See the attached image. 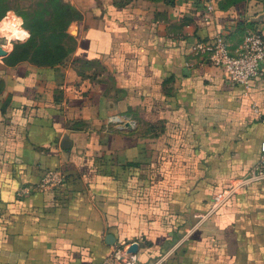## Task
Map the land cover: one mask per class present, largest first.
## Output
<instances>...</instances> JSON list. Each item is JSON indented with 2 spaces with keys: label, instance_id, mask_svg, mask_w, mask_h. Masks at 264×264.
I'll return each instance as SVG.
<instances>
[{
  "label": "crops",
  "instance_id": "1",
  "mask_svg": "<svg viewBox=\"0 0 264 264\" xmlns=\"http://www.w3.org/2000/svg\"><path fill=\"white\" fill-rule=\"evenodd\" d=\"M66 1L81 16L61 60L0 56V264H98L135 240L137 264H264V178L212 202L259 158L264 59L245 93L192 51L264 31V2L213 0L204 20L203 0ZM49 167L61 185L16 193Z\"/></svg>",
  "mask_w": 264,
  "mask_h": 264
},
{
  "label": "built area",
  "instance_id": "2",
  "mask_svg": "<svg viewBox=\"0 0 264 264\" xmlns=\"http://www.w3.org/2000/svg\"><path fill=\"white\" fill-rule=\"evenodd\" d=\"M203 18L208 20L214 8L213 0H203ZM2 44V43H1ZM3 45V44H2ZM194 53L203 54L212 64L220 66L227 78L235 83L242 84L244 92H248L251 80L261 73V63L264 59V31L258 26H249L238 47L232 51L224 31L216 30L210 39L196 40L192 45ZM252 109L259 113V107L252 102ZM264 121V117L262 118ZM106 123L119 127H133L134 120L124 113H111L106 117ZM259 158L249 173L225 189L212 195L213 204L224 201L236 187L254 179L264 178V139L260 141ZM65 180V173L60 167H49L43 171L33 185H20L16 193L27 194L33 188L48 190L58 187ZM136 242L137 241H131ZM130 242V243H131ZM127 243L115 245L98 264H137L136 252L128 250ZM127 246V247H125Z\"/></svg>",
  "mask_w": 264,
  "mask_h": 264
},
{
  "label": "rangeland",
  "instance_id": "3",
  "mask_svg": "<svg viewBox=\"0 0 264 264\" xmlns=\"http://www.w3.org/2000/svg\"><path fill=\"white\" fill-rule=\"evenodd\" d=\"M50 1L51 0H0V12L3 11L4 8H7L6 11H4V15L9 11V14H7L4 19L17 18L16 20H18L20 26L23 30L26 29L28 33L27 35L25 32L19 33V37L22 36L21 38L12 37L11 35H0V43L4 44L3 46L9 51L16 45V50L18 52L29 51V55L36 56V44L43 38L49 40L51 37L50 32L56 29L59 24L57 23V16L53 14L51 9ZM62 24L65 23L63 22ZM29 37L33 39V46L29 45L26 41ZM63 40H65L66 44H70V41L66 38L63 37ZM9 41H11V44H8ZM24 41L26 42L22 43Z\"/></svg>",
  "mask_w": 264,
  "mask_h": 264
},
{
  "label": "trees",
  "instance_id": "4",
  "mask_svg": "<svg viewBox=\"0 0 264 264\" xmlns=\"http://www.w3.org/2000/svg\"><path fill=\"white\" fill-rule=\"evenodd\" d=\"M261 1L264 2V0ZM243 2H245V0H221V6L226 7ZM50 6L53 14L57 16V23H59L57 25L58 27L50 32V39L47 40L43 38L36 44V56L29 55V51L18 52L15 45L13 49H11L8 54L3 57L6 62L13 63L18 60L29 59L38 64H52L61 60L67 54L73 42L72 35H70L67 31V26L72 20L79 18L81 16V12L73 4L66 0H51ZM6 9L7 8H4V10L0 12V18L4 15V11H6ZM63 22L65 24H62ZM63 37L69 40L70 44H66ZM32 40V37H29L26 41L29 45L33 46L34 43ZM26 41L22 43H25Z\"/></svg>",
  "mask_w": 264,
  "mask_h": 264
},
{
  "label": "bare ground",
  "instance_id": "5",
  "mask_svg": "<svg viewBox=\"0 0 264 264\" xmlns=\"http://www.w3.org/2000/svg\"><path fill=\"white\" fill-rule=\"evenodd\" d=\"M14 32L24 33V30L15 22V19L6 18L0 22V35L8 36Z\"/></svg>",
  "mask_w": 264,
  "mask_h": 264
},
{
  "label": "water",
  "instance_id": "6",
  "mask_svg": "<svg viewBox=\"0 0 264 264\" xmlns=\"http://www.w3.org/2000/svg\"><path fill=\"white\" fill-rule=\"evenodd\" d=\"M9 52L1 43H0V56H4ZM138 248V244L136 242H131L128 246V250L132 252H136Z\"/></svg>",
  "mask_w": 264,
  "mask_h": 264
}]
</instances>
